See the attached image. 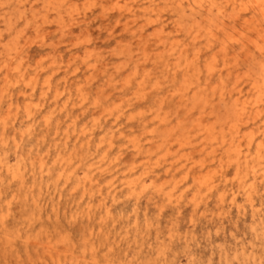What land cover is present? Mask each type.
Masks as SVG:
<instances>
[{
  "label": "bare ground",
  "instance_id": "1",
  "mask_svg": "<svg viewBox=\"0 0 264 264\" xmlns=\"http://www.w3.org/2000/svg\"><path fill=\"white\" fill-rule=\"evenodd\" d=\"M25 1L26 0H0V182L2 185L8 180L16 182L20 186L19 192H25L26 199L29 198V193H31V195L35 193L33 187L28 188L26 185V177L30 171L36 182L37 180L47 179L48 181L54 180V184L57 187L61 185V183L67 185L72 177H75L76 175V169L73 168V159L78 155L77 148H80L85 152V155L81 156L79 162L85 166L86 174L83 178L77 180L76 186L73 189L81 190L82 198L88 195L89 201L85 209L75 214L91 218L93 214L95 215V213L99 211L101 215L100 225L102 226L110 218L112 213L111 207L113 204L119 202V200L125 195V192L126 196L129 198L134 197L135 205H138L140 199L139 193L142 192L139 190L142 188L145 189L146 177L156 173L157 168L164 164L163 171L167 177H170V180L165 181L155 191V194L163 201L162 208L165 207L166 204L174 205L180 211L181 205L186 199V191L181 190L182 188L179 185L180 182L176 181L177 175L178 173H184V179H186L190 174L194 173L193 180L195 184V192L193 197L189 200L193 206L194 216L200 213L201 204H206L211 196L216 195L219 216H223L227 213L226 203L229 200V206H236L239 214H246L249 207L254 218L252 230H255L257 237H260L261 241H264V220L262 219V214L258 206V196L262 197V187L264 188V107H262L261 104L264 95V61L260 60L255 62V65H253L254 74H247L250 84L247 92L241 87L243 82L239 77L237 81L235 80L234 88L230 91L227 90V85L223 79L224 71L219 69L220 65L218 61L219 56H223L224 67H227L229 65L228 57L232 53H235L230 51V49H235L232 45L235 42V37L230 34L231 32L229 33V29H236V25L231 24L233 25L232 27L228 26L230 23L227 24L225 21L227 14H229L228 11L232 10L230 12L232 15L229 14L231 22L239 20L240 16L242 17L243 15L242 12L246 13V11H250L252 14L251 19H247L248 16H251L250 14L245 17L247 20H243H245L246 24H250L253 29L259 30V32L262 33V26L264 25V0H160L166 3L167 6H171L170 8L174 11H177L181 15V18L187 17L188 12L190 11L189 16L187 17L189 18L190 23L185 24L183 21H179L175 30L177 34L169 32V30L167 32V25L169 23L166 25V21L164 22V20H161L160 18L159 12L161 4L160 2L158 3V0H148L147 4L145 3L146 0L144 2L145 4H139V0H116V5L120 6L119 9L122 10L125 7V10L129 13V16L127 15L128 18L126 17L128 19L126 27L119 24L123 26L122 28L125 27V30L130 24H133L134 22L136 23L137 16L140 14L137 12L136 8L141 9V14H143V18L146 17L147 23H154V25L157 24L158 29L156 32L151 29L155 32L152 33L153 31H151L155 36L153 44L155 43L154 46H156L155 52H153L155 58L154 65L155 68L162 69L160 70L161 73H164L166 83L171 85L169 89L164 90V88L161 87L160 80L162 79L157 80L153 85V87L156 88V91H158V94H163L160 98L154 101V103H156L155 106H157L156 111L150 116L143 115L139 119V127L144 131L143 135L146 134L145 142L140 136H132L130 133L126 134L124 129L118 127L121 125L120 121L122 120V117L127 114V112L121 108L122 105L119 104V102V105L113 103V105L105 107L102 101H98L95 102V107L104 106L102 112L99 113L98 117L95 119L93 118V124L91 126H85L76 133V143L74 144V147H69V141L72 137L71 129L68 125L66 127V129H68L64 130L65 128L62 126V122H60L63 118L56 121L54 116L55 112H50L48 115L45 114L44 116L42 115V118L38 115L43 114L41 109H43L44 103L48 100H51L50 106L55 109L57 108L58 110L60 109L59 111L63 113L64 117H71L74 107L78 104L81 106L84 105L86 101V88L81 86V81L75 80V78L78 77L77 75H74L72 83V77H69L71 69L73 68L72 66L74 65H72V63L78 56L75 57L71 55V57L73 56V60L68 59L69 61L64 67L62 65L58 66V60H52L51 58L50 60L52 62L50 64L48 63L49 66L47 65L48 69L46 71V69L43 68L45 67L43 65L49 60L46 62L43 57L38 59L40 56H36L38 60L32 62L30 59V52H27L29 48H26V50L25 45L29 43V38L26 39V37L28 35L27 31L30 32L31 30L29 31L27 29L28 27L34 28V30L32 28L30 29L33 30V33H37V38H42V40L45 39V35L44 33L42 34V32L46 28L45 24L49 22V18L54 14L55 17L53 16V18H56V26L58 25V28H60V34L65 37L68 35L73 42L77 37H74L76 33L74 34L73 29L70 26H74V24H78L82 21V18L77 17L78 14H82V12L77 13L78 10L76 11V5L71 4L70 0H35L37 3L41 2L40 5L39 3L37 5L36 3L32 4L33 2L30 0L32 5L29 4L30 8H28L31 14L29 13L30 15L28 14V16H31V18H26V23L22 21V24L26 26L25 29V26L23 27V25V29L22 27L19 29L18 27L20 26L18 24L20 22L18 23V21H20L21 18L26 17L27 14L26 10H23L27 7ZM122 2L126 4L121 6V4H124ZM85 3L87 4V2ZM107 3L108 2H106V4ZM106 6L109 7V4ZM90 10H92V8ZM125 10L124 12H126ZM122 12L123 10L120 13ZM17 13L18 15H16ZM161 13L163 15V12ZM118 16L119 15H117V18ZM84 20L85 19L83 18V21ZM84 23H82V25ZM51 24L53 25V23ZM85 26L87 28V25ZM106 28H108V26H106ZM154 28L156 29V27ZM32 32H30V34ZM58 32L59 31H56V33ZM134 34H136L135 30L133 32V35ZM143 34L145 35V33ZM48 35L50 36V33H48ZM119 35H121V33ZM144 35H141L140 37ZM181 35L184 37L183 39H181ZM111 37L113 36L111 35ZM204 37L206 39V44L204 46L207 51L205 54L203 53L204 49L201 46H198L202 43V38ZM72 38L75 39L73 40ZM61 39L64 40L63 38ZM145 39L143 38V40ZM62 40L60 41L64 42ZM115 40H117V38H115ZM52 41L54 40L52 39ZM52 41L50 40V43ZM71 41H68V44H71ZM45 42V40L42 41L44 46ZM65 42L67 43V41ZM75 43L78 44L76 40L73 44ZM85 45L86 44H83L82 46ZM98 45L100 46V44ZM122 45H120V47ZM82 46H80V48ZM51 47L52 46L49 48ZM150 47H152V45ZM71 48L76 47L71 46ZM71 48L69 50H71ZM241 48H246V44L244 43ZM51 49H48V52ZM67 49L66 51H68ZM123 49L125 50L124 47ZM142 49L144 50V48ZM257 49L260 51L261 55L264 54V48L262 46H257ZM56 50L57 48L55 51ZM104 51H106V49ZM72 52L73 51L69 52V54ZM108 52L109 51H107V53ZM56 53L59 54L58 51ZM43 56L46 57L47 54L46 56ZM48 56H52V54H49ZM121 57L122 56H120V58ZM144 58L145 60L149 59L148 53H145ZM202 58L205 59L202 60ZM253 59L254 62L256 58ZM101 60L96 59L94 63L86 61L88 68L98 72L100 68L99 62ZM137 60L133 61V57L127 58V61L122 63V65L114 68L117 70L116 72H120L129 62L133 61L136 68L135 71L138 72L141 65L137 63ZM60 61L63 62V60ZM77 62L81 63V60ZM108 65L109 64H104V67ZM63 68L65 69L63 82H56V74L59 69ZM221 68H223V66ZM77 71L78 67L74 69V74H76ZM136 72L135 74H139ZM120 74L122 75L123 73ZM148 74L150 73L142 74L139 79H136L134 76L132 78V76L128 75L120 81H117L112 78L114 76L112 73L106 82L107 84L101 85L102 89L99 93L102 95L101 99L103 95L106 94L105 92L107 89L105 87L107 86H112L111 88L113 90L120 89L121 94H124V98H127L125 101L131 102L134 99H144L147 96L146 91H148V80L152 79ZM205 74H207V77ZM231 74L232 72H230V75ZM44 75H46V77H44ZM60 76H62V72ZM180 78L181 81L179 83ZM215 78L218 81V85L216 83V85H213ZM134 79H136L135 83L133 82ZM178 83L179 87H177ZM74 85L76 86L79 100L70 101L71 97L69 92H71L70 90ZM210 89L211 91H209ZM38 90H40V102L35 103V96L37 95ZM65 95L68 97L62 102V104H60L62 96ZM216 96H218L221 104L220 106L225 110L224 118L221 119L222 122L220 123L221 128L218 131V128L215 126L210 127V125H207L204 122L206 121L204 120L205 114L209 113L207 112V108H209V106L211 107V113L215 110L214 102ZM170 98L172 100L178 98V102L174 103L175 109H173V113L177 114L179 118L180 108H185L186 114L189 116V123L184 122L185 120H183L179 121L176 125H173L172 120H170L172 113L162 112L166 108L165 104H167V100ZM195 108H201L198 117L194 116L193 109ZM83 109H85V107ZM102 115H104L105 118L112 116L116 123V127L119 129H116L115 126H112L111 128L106 127V125L103 126V121H101ZM127 119V121H133L135 117L132 114H128ZM153 126L156 128L154 127L151 129L150 127ZM97 128L102 129V136L98 138V133L96 132ZM160 128L161 131L156 135V129L159 130ZM74 131H76V129ZM50 136H54L51 140L52 143L50 148L54 147L56 151L54 155H50L49 153L45 155L44 150L39 147L41 146V143H46ZM41 137L42 139H40ZM118 139L122 142V145L118 146V155L116 158L111 159L110 152H112L117 146ZM35 143H37V148L34 150L33 147L35 146ZM95 143L96 145H94ZM26 145L31 147L27 151V154L26 151H24ZM93 145L95 148L94 152L92 151ZM176 146L178 148L175 151L174 149ZM187 147L192 149V152L186 153L185 150ZM126 149L133 150V160L129 167V175H125V177L122 178V186L125 190L119 192L117 180L114 177L118 172H115L114 170L120 165L118 160H120ZM11 150H13L15 154V163H12L8 157ZM219 150H223V152L219 154ZM196 151H199L204 156L200 161L194 160L192 154ZM90 157L93 158L90 159ZM86 160L88 162H85ZM196 168H198V170H196ZM226 168L234 169V178L232 180L228 178ZM217 174H219V177ZM105 175H109L110 177V181L105 189L106 193L102 187V177ZM46 184L48 185V183ZM2 187L3 186H0V228H5L12 209L11 202L6 204L4 202V190ZM96 193L100 196L97 201H95L96 199L94 198ZM240 195L244 204L239 203ZM32 197L35 206L38 207L36 195H33ZM21 202L23 203V201ZM96 202L98 204H95ZM259 231L260 233H258ZM8 242L11 241L9 240ZM39 244L40 243H36V245ZM55 245H52V241L50 240L44 244L43 250L47 254L45 257L49 258L52 264H64L63 260L65 259L60 252L56 250ZM75 263L76 262H74V264ZM253 264H257L256 259L253 261Z\"/></svg>",
  "mask_w": 264,
  "mask_h": 264
},
{
  "label": "rangeland",
  "instance_id": "2",
  "mask_svg": "<svg viewBox=\"0 0 264 264\" xmlns=\"http://www.w3.org/2000/svg\"><path fill=\"white\" fill-rule=\"evenodd\" d=\"M29 1L30 0L25 1L27 9L25 8L23 10H26L27 14L26 17L21 18L20 21H18V23L20 22L18 24L20 26L18 27L19 29H21L22 25L23 27L25 26L22 23L23 22L26 23V18H31V16H28V14L30 13L29 4L30 5L34 3H36V5L38 3L39 5L41 4V2L37 3L35 0L34 1L32 0L33 3ZM72 1L70 0V3L76 5V11L78 10L77 13L82 12V14H78L77 16L79 18H82V21H80L78 24H74V26L73 25L70 26L72 27L74 34L75 33L77 34L74 35V37L75 38L77 37V39L75 38L72 39L73 40L75 39L78 42V44L77 43L73 44L75 40L72 42L71 38L68 35H66L65 37L60 34L61 33L60 28H58V25L56 26L57 24L55 21L56 18H53V16L55 17L54 14L53 16H51L52 18L51 17L49 18V22L46 23L47 25L45 24V27L47 29L45 28V30L42 32V34L44 33L45 35V39H43L46 41L45 46L42 44L43 41L42 38H37L38 37L37 33L32 32L34 28L28 27L27 29L29 31L31 30L30 32H32L33 34L32 33L30 34V32L27 31L28 35L26 39L29 38L28 44L30 43L31 44L30 45L26 44L25 49L29 48L27 52H30V59L32 62L41 59L42 57L46 60V62L47 60H49L47 63H44L43 65L45 66L43 68H45L46 71L48 69L49 64L52 62L50 60L51 58L52 60L54 59L56 61L58 60L57 61L58 66L62 65L64 67L67 65V62L69 60H73L72 58L73 56L75 57L78 56L76 60H74L72 63V65L73 64L74 65L72 66L73 67L71 69L72 73L70 72L69 77H72L71 80L72 83L74 75L78 76L77 78H75V80L81 81V86H84L86 88L85 91L86 101L83 106L78 104L76 107H74L71 117H64L63 113L59 111L60 109L58 110L57 108L55 109L54 107L50 106L51 100L50 101L48 100L47 102L44 103L43 109H41L43 114L41 115L39 114L38 116L42 118V115L44 116L45 114L48 115L50 112H55L54 116L56 121L60 118H63L60 120V122H62V126L65 128L64 130L68 129V128L66 129L68 125L69 128L71 129L72 137L70 138L69 141V147H74V144L76 143V137H75L76 133L85 126H91L93 124L92 122L93 118L95 119L96 117L99 116V113L102 112V108L104 106L107 107L109 105H113V103H117V105L121 104L122 105L121 108H123L127 112V114L123 116L122 120L120 121L122 126L120 125L118 127L124 129L126 134L130 133L132 136H140L145 142L146 134L143 135L144 131L142 130V128L139 127V119L143 115L150 116L154 111H156L157 106H155L156 103H154V101L160 98L163 94V93L158 94L157 93L158 91H156V88L153 87V85L157 80L160 79H162L160 80L161 87L164 88V90L169 89L171 85L166 83V78L164 76V73H161L162 69L155 68L154 65L155 58L153 56L154 55L153 52H155L156 46H154L155 43L153 44V42L155 41L154 39L155 36L152 33H155L157 31L158 29L157 24L154 25V23L150 24L149 22L148 24L146 17L143 18V14H141V9L136 8L137 12L140 13L138 14L139 16H137V21L136 23L134 22L133 24H130L125 30L129 13L125 10V7L122 9L123 12L120 13L122 10L119 9L120 6L116 5V0H102V1L82 0L83 2L81 0H76V1L74 0L73 2L75 3H73ZM139 1L141 2V3L139 2V4H145V3L147 4L148 0H146V2L145 0H139ZM85 2H87V4ZM106 2L108 3L106 4ZM159 2L161 4L160 12L158 11L160 14V18L161 20H164V22L166 21L165 23L166 25L169 23L167 25V32L169 30V32H174L175 34H177L175 30L177 23L179 21H183V23L185 24L190 23L189 18H187L190 14V11L188 12L187 17L181 18L180 17L181 15L177 11H174L172 8H170L171 6H167L166 3H164L163 1L158 0V3ZM108 4L109 7L106 6ZM125 4L126 3L121 4V6H124ZM89 6L90 9L92 8V10L89 9ZM124 10L126 12H124ZM231 11L232 10H229L228 13L231 14L230 13ZM161 12H163L164 16L162 15ZM246 13L242 12L243 15L240 14L242 15V17L240 16V19L237 20L236 22H231L229 14H227L226 16L227 18H225L227 24L230 23L228 26L232 27L233 25L231 24L236 25L235 26L236 29H229L230 30L229 33L231 32L230 34L233 37H235L234 39L235 42L232 44L235 47V49H230L231 52H235V53H232L228 57L229 65L227 67H224L223 56L220 55L218 58L220 65L219 69H222L224 71L223 79L225 81V84L227 85L228 91L234 88L235 82L239 77L240 80L243 82L241 87L244 88V90L247 92L250 85L248 80V75L254 74L253 65H255V62H258L260 60L264 61V54L261 55L260 51L257 49V46H262L264 48V25L262 26V33H260L259 30L253 29L250 24L245 23V20L251 19L252 14L250 13V11H246ZM250 14L251 16H248ZM16 15H18V13ZM117 15H119L120 17L118 16L117 18ZM246 16H248L247 19L245 18ZM83 18L85 19L84 21ZM105 22H107L108 25ZM51 23H53V25ZM82 23L84 24L82 25ZM99 23L101 24L98 25ZM103 23H105L106 25ZM48 24L52 26H49ZM119 24L124 25L125 27L122 28L123 26ZM85 25H87V28ZM106 26H108V28H106ZM138 27H142V28H138ZM154 27H156V29ZM25 28L26 26L24 27V29ZM30 28H32L33 30ZM151 29H153L155 32ZM101 30H103L104 32ZM134 30L136 31V34L133 35ZM56 31L59 32L56 33ZM151 31L153 32L151 33ZM47 32L50 33V36L48 35ZM142 32L145 33V35ZM118 33L119 34L121 33V35H119ZM111 35L113 37H111ZM141 35L144 36L140 37ZM47 37L50 39H48ZM98 37L99 39L102 38L101 40H103L105 43L99 40ZM181 37H182L181 39L184 38L182 35ZM61 38H63L64 40H62ZM115 38H117V40H115ZM143 38L146 39L143 40ZM52 39L54 41H52ZM202 39H203L202 43H200L198 46L199 47L201 46L204 49L203 53L205 54L207 52L204 46L206 44L205 43L206 39L205 37ZM50 40L53 43L52 42L50 43ZM60 40L64 42H61ZM65 41H67V43ZM68 41H71L72 43L71 42L70 43L73 45L68 44L69 43ZM244 43L246 44V48H241ZM83 44H86L85 45L86 48L85 46H82ZM98 44H100V46ZM120 45L122 46L120 47ZM151 45L152 47H150ZM50 46H52L55 49L57 48V50L55 51V49H53L52 47H51L52 49L49 48ZM71 46L76 48H71ZM80 46L82 47L80 48ZM123 47L125 48V50L123 49ZM138 47L141 48L139 49ZM70 48L71 50H69ZM142 48H144V50ZM48 49L51 50L48 52ZM66 49L68 51H66ZM105 49L106 51H104ZM83 50H87V51H83ZM57 51L59 52V54L56 53ZM71 51H73L72 52L73 54L72 53L69 54V52ZM75 51L77 52V54ZM107 51L109 52L107 53ZM125 51L127 55L125 54ZM80 52L81 53L84 52V53L81 54ZM48 53L50 55L52 54V56H48L49 55ZM145 53H148V58H149L148 60H145L144 58ZM42 54L45 56L47 54L46 57L48 58L44 57ZM71 55L73 56L71 57ZM118 55L122 56L123 58L122 57L120 58V56ZM36 56H40V58L38 57L37 59ZM130 57H133V61H136L138 59L137 63L141 65L140 70H138V72L135 71L136 70L134 66L135 64H133L132 61L129 62L128 65H126L120 72H116L117 70L114 67L122 65V63L127 61V58ZM59 58L60 60H63V62H61ZM205 58H202V60H204ZM253 58H256L254 62H253L254 60ZM96 59L101 60L99 62V66L100 68L101 67L104 68V69L99 68L98 71L99 74L97 71L95 72L92 69L91 71L88 68L86 62V61H90L91 63L92 62L94 63ZM79 60H81V63L77 62ZM104 64H109V65L104 67ZM222 66L223 68H221ZM76 67H78V71L76 72V74H74V69ZM64 71H65L64 68L59 69V71L56 74L57 77L55 79L56 82L59 81L63 82V77L65 74ZM61 72H62V76H60ZM135 72L139 74H135ZM230 72H232L231 75ZM112 73L114 75V76L112 75L113 76L112 78L116 79L117 81H120L121 79L127 77L128 75L132 76V78L134 76L136 77V79H139L141 78L142 74L150 73L148 75L152 79L148 80L149 84L147 83V90H148L146 91L147 96L144 99H136V100L134 99L132 100L133 102L132 101L128 102L125 101L127 100V98H124V94H121L120 89L113 90L111 88L112 86H107L105 87L107 89V91L105 92L106 94L103 95L101 99L102 95L99 94L102 89L101 85L107 84L106 82L108 81ZM120 73L123 74L121 75ZM205 75L207 77V74ZM44 77H46V75H44ZM136 79H134L133 81L134 83L136 82ZM92 81L94 84L92 83ZM180 81L181 78L179 79V83ZM217 82L218 81L215 78L213 81V85L215 83L218 85ZM179 83L177 87H179ZM39 91L40 90H38V93L35 96V103L40 102ZM70 91H71L69 92L71 97L70 101L79 100L75 85L71 88ZM209 91H211V89ZM67 97H68L67 95L62 96L61 98L62 101L60 104H62V102L65 101ZM215 98H216L214 102L215 110L213 111V113H211L212 111L211 107L209 106V108H207V112L211 114L209 113H208L209 115L205 114L204 120L206 121L204 122L205 124L210 125V127L215 126L216 128H218L217 129L218 131L221 128L220 123L222 122L221 119L224 118L225 110L223 109L222 106H220L221 104L219 102L218 96H216ZM98 101H102L104 106L95 107L96 106L95 102ZM262 101L263 102H261V104L262 107H264V95ZM176 102H178V98L173 100L171 98L168 99L167 104H165L166 108L162 112L172 113V115L170 116V120H172L173 125H176L179 121H183V120H185L184 122L189 123V119H188L189 116L186 114L185 108L184 109L180 108L181 110H180L179 118L177 114L173 113L174 112L173 109H175L174 103ZM84 107L85 109H83ZM190 107L192 108L191 105ZM201 108L193 109V113L195 114L194 115L195 117L196 116L198 117L200 115L199 111ZM128 114H132L135 117L134 119L135 121L134 120L127 121ZM104 115L101 116L102 117L101 121H103V126L106 125V127L108 128H111L112 126L116 127L114 118L112 116H108L105 118ZM118 127H116V129ZM154 127L155 126L150 128L153 129ZM75 129L76 131H74ZM101 130H102L101 128L96 129V132L98 133L97 138L102 136ZM160 131L161 128L159 130L156 129L155 134L157 135ZM53 138L54 136H50L47 139L46 143L43 144L41 143V146L39 147L42 148V150H44L45 155L48 153L50 155H54L56 151L54 147L50 148L52 143L51 140ZM40 139H42V137ZM117 141H118L117 146L112 152H110L111 159L116 158V156L118 155V146L122 145V142L119 139ZM94 145H96V143ZM94 145L92 150L93 152L95 149ZM36 146L37 143H35V146L33 147L34 150L37 148ZM30 148L31 147H28L26 145L24 150L26 151V154ZM177 148L178 147L176 146L174 150L176 151ZM77 149H78V155H76L75 158L73 159V163H74L73 168L76 169V175L75 177H72V179L67 185L61 183V185L57 187L54 184V180L48 181L47 179L37 180L36 182L33 179L32 173L30 171L26 177L27 180L26 185L28 188L33 187L35 193L32 195L31 193H29L28 196L29 198L26 199L24 194L25 192L24 191L22 193L19 192L20 186L16 182L10 181L8 179H7L8 181H6V183H4L3 185L0 182V186H3L2 189L4 190V199H5L4 202L5 204L11 202V209H12L11 214L7 219V223L5 225L6 227L0 228V237H1L0 263L1 264H7V263L8 264L11 263L12 264H36V263L52 264L51 260L45 257L47 256V254L43 250L44 244L49 240L52 241V245L56 244L55 245L56 250H58L65 259L63 260L64 264H72V263L74 264V262H76L75 264L77 263L80 264H163V263L164 264L165 263L166 264H245V263L253 264V261L255 259L257 260V264H264V241L263 240L261 241V238L257 237L255 230H252V226L254 224L253 221L254 218L252 216L249 207L246 214H239L236 206H232V207L229 206L230 204V200H229L226 203L227 213L224 214L223 216H219L218 207H217L218 205L217 197L216 195H213L210 197V199L207 200L206 204L204 203L201 204L200 213L197 214L196 216L193 215L194 214L193 206L189 202V200L193 197V194L195 192V184L193 180L194 173L190 174L186 179H184L185 178L184 173H178L177 175L176 181L180 182L179 185L182 188L181 190L186 191V199L181 205L180 211L174 205L166 204L165 207L162 208L163 201L155 194L156 193L155 191L165 181L170 180V177H167L163 171L164 164L163 166L157 168L156 173L150 175L149 177H146L147 179H146L145 189L142 188L144 190L142 189L139 190L142 192L139 193L140 199L138 205H135L134 197L129 198L128 196H126V192H125V195L119 200V202H115L111 207L112 208L111 216L105 222L104 225L102 226L100 225L101 215L99 211H97L95 215L93 214L91 218L87 216L82 217V215L80 216L76 215L75 213L80 212L87 207V203L89 201L88 195L82 198L81 190L73 189L76 186L77 180L83 178L86 174L85 166H83V164L82 163L80 164L79 162V159L81 158L82 155H85V152H83L80 148ZM219 151H220L218 152L219 154L223 152V150H219ZM185 152L190 153L192 152V149H189V147H187ZM192 155L194 156V160L200 161V159L204 158V156L199 151H196ZM8 157L12 163H15L16 160L13 150L9 152ZM91 158L93 157H90V159ZM132 160H133L132 149H126L124 154L121 156L120 160H118L120 165L117 167L116 170H114L115 172H118L114 177L117 180V186L119 187L118 189L119 192L125 190L124 187L122 186L123 183L122 178H124L125 175L126 176L129 175V167L132 163ZM85 162L88 161L86 160ZM196 170H198V168H196ZM226 170L228 172L227 173L228 178L232 180L234 178V169L226 168ZM217 176L219 177V174H217ZM109 181H110L109 175H105L104 177H102V187L104 188L105 193H106L105 189ZM46 183H48V185ZM261 193H262L261 194L262 197L258 196V206L262 214V219L264 220V188L263 187ZM33 195H36V199L38 201V207L35 206L33 202V197H32ZM99 197H100L99 194L96 193L94 197L96 199L95 201H97ZM21 201H23V203ZM239 203L244 204L241 195L239 196ZM95 204L98 203L96 202ZM258 233H260V231ZM9 240L11 242H8ZM36 243H40V244L36 245Z\"/></svg>",
  "mask_w": 264,
  "mask_h": 264
}]
</instances>
